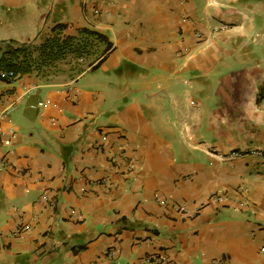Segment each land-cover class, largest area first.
Here are the masks:
<instances>
[{
    "label": "crops",
    "instance_id": "obj_1",
    "mask_svg": "<svg viewBox=\"0 0 264 264\" xmlns=\"http://www.w3.org/2000/svg\"><path fill=\"white\" fill-rule=\"evenodd\" d=\"M58 24L112 50L0 79V264H264V0H0V53Z\"/></svg>",
    "mask_w": 264,
    "mask_h": 264
},
{
    "label": "trees",
    "instance_id": "obj_2",
    "mask_svg": "<svg viewBox=\"0 0 264 264\" xmlns=\"http://www.w3.org/2000/svg\"><path fill=\"white\" fill-rule=\"evenodd\" d=\"M65 25L54 27L52 35L40 43L9 46L0 53V79L12 82L26 73L36 72L42 77L58 71V63L70 64L72 74L89 66L98 68L112 50V44L102 33L82 28L76 35H65ZM80 59H83L80 61ZM12 73L2 76L1 73Z\"/></svg>",
    "mask_w": 264,
    "mask_h": 264
},
{
    "label": "built area",
    "instance_id": "obj_3",
    "mask_svg": "<svg viewBox=\"0 0 264 264\" xmlns=\"http://www.w3.org/2000/svg\"><path fill=\"white\" fill-rule=\"evenodd\" d=\"M94 12L97 13L98 9H94ZM198 36L201 37V34L198 33ZM83 59H80V61H82ZM2 76H12L13 74L10 73H6V72H2L1 73ZM263 103H264V98L262 99ZM10 110V109H9ZM12 110V109H11ZM248 154H262L261 152L257 151V150H252V151H231L230 153L226 154L225 156L228 159H234L236 157H242ZM210 200H213L214 202H216L217 204H226L227 203V196L224 194H215L212 196V198H210ZM160 201L165 202V199L160 198ZM209 202L208 200H202L199 202H194L192 204L186 203V202H173L171 203V208L173 210V212L180 214L184 217H195L196 215L199 214V212L201 211V209L203 208V206L205 204H207ZM116 250L112 249V250H108L107 251V255L108 256H113ZM149 262L150 264H174L173 261L168 257V255L166 254V252L163 249H159L157 252H155L154 254H152L149 257ZM215 264H224L223 261L218 260L215 262Z\"/></svg>",
    "mask_w": 264,
    "mask_h": 264
},
{
    "label": "rangeland",
    "instance_id": "obj_4",
    "mask_svg": "<svg viewBox=\"0 0 264 264\" xmlns=\"http://www.w3.org/2000/svg\"><path fill=\"white\" fill-rule=\"evenodd\" d=\"M212 152H215L214 150Z\"/></svg>",
    "mask_w": 264,
    "mask_h": 264
}]
</instances>
